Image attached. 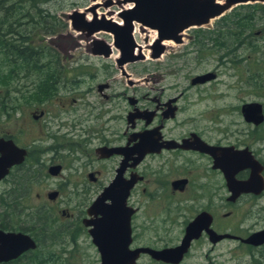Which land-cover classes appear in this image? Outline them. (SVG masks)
I'll list each match as a JSON object with an SVG mask.
<instances>
[{
  "label": "flooded vegetation",
  "instance_id": "af4514ba",
  "mask_svg": "<svg viewBox=\"0 0 264 264\" xmlns=\"http://www.w3.org/2000/svg\"><path fill=\"white\" fill-rule=\"evenodd\" d=\"M140 27L145 32L152 31ZM203 27L208 29L207 25ZM183 35L180 43H164L154 58L150 56L155 51L151 41L145 38L146 45L138 44L144 57L124 62L122 69L140 60L157 61L163 55L166 65L171 64L181 54L169 53V47L181 44ZM251 36L245 28L243 45H249L245 41ZM193 40L192 34L186 45L194 48V54L205 55L204 51L213 49L219 61L228 59V50L217 51L211 41L202 47L194 46ZM47 48L46 52L40 49L48 53V59H39V66L49 64L55 72L46 74L37 69L34 75L23 74V81L28 75L35 77L28 79L27 84L22 82L17 89L0 91V158L9 152L8 160L13 161L0 176V233L11 236L3 247L15 249L17 239L12 238L18 236H27L34 243V247L0 264H40V257L65 256L67 245L75 243L79 235L90 242L91 225L86 223L94 215L87 210L121 166L119 179L130 183L125 200L132 209L130 249L173 247L185 238L189 224L203 213L180 262L189 256L208 258L222 242L228 243V253L241 249L251 256H264V242H242L264 229V73L251 76L261 99L243 102L260 105V120L253 122L250 111L242 115L241 103L240 130L231 131L228 117L219 127L215 108H209L206 115L199 112L186 116V110L209 95L202 96L198 91L187 96V88L175 91L176 83L159 85L163 76H178L172 65L165 68L167 72L154 73L151 71L158 64H152L150 72L135 79L123 72L120 75L129 90L117 89L110 80L103 79L95 85V103L77 102L88 91L73 89L78 80L63 73L55 48ZM137 51L134 47V54ZM95 56L112 58L114 67L121 71L118 48L112 43L107 55ZM206 72H211L213 78L191 82ZM216 76L214 70L194 73L189 77V86L205 87ZM14 78L12 74L11 79ZM141 80L145 89L139 87ZM228 147L239 152L230 157L240 165L234 168L232 179L247 180L254 169L262 180L260 189L228 187ZM242 157L244 163H240ZM218 209L225 211L218 215ZM213 233L227 236L213 242ZM142 256L149 257L141 253L136 263Z\"/></svg>",
  "mask_w": 264,
  "mask_h": 264
},
{
  "label": "rangeland",
  "instance_id": "374dc122",
  "mask_svg": "<svg viewBox=\"0 0 264 264\" xmlns=\"http://www.w3.org/2000/svg\"><path fill=\"white\" fill-rule=\"evenodd\" d=\"M100 3L97 4V6L99 5L97 11L106 14H102V16L120 21L116 16V12L119 8L117 5L112 3L113 5L104 8ZM91 4L92 0H50L37 4L44 9V11L48 9L47 13L52 15L48 16L45 12L36 13L34 10L28 8V3H22V12H20V14L17 16H6L7 22L12 23L11 27L18 31L20 38H26V43L33 50L37 49L40 51V49H42L43 52H46L48 51L47 47L55 48V54L57 53L56 55L60 59L63 73L72 75L73 79L76 78L78 80L75 82L73 89L88 91L82 99L77 101L81 103L86 100L95 103V101L98 100L95 92V85L98 81H102L103 79L110 80L109 83L115 85L117 89H130L124 86L123 77L120 75L122 72L114 67L112 58L103 60L101 57L90 54L89 41L91 38H99L107 43H111V34L105 31H98L94 33L90 39L86 40L82 34L72 30L69 26L66 13L73 8L80 10ZM100 16L101 15L95 14L96 19H100ZM84 17L85 19H91V12H86ZM30 18L35 22L37 20L40 21L42 27L50 28V32H45L41 26L35 22L33 23V20ZM213 21L214 20H211L210 24L207 25L208 28L213 26ZM16 23H19V26H16ZM134 27L136 30L132 32V35L137 45H146L145 38L151 41L155 35V33L149 30L145 32V30L137 24H134ZM191 30L192 28L183 31V42L181 44H171L172 46L169 47L172 49L169 50V53L171 51H176L181 54V56L173 59L171 64L166 65L167 60L163 55L162 58L157 61L146 62L145 60H140L127 64L124 66L123 71L131 74L135 79L150 72L149 69L152 64H158L154 68V71H151L154 73L167 72L165 68L172 65V67L175 68L174 71L178 73V76L176 78L163 76L159 85L166 86L176 83L175 91L187 88L184 95L194 96V92L198 91H200L202 96L209 95V98L202 99L198 104H193L190 110H186V116L199 112L202 115H206L210 112L209 108H215L218 114L217 121L220 124L219 127H223L228 117V130H240L242 119L238 106L250 99H261L258 95V89H255L253 86L254 82H251V76L253 73H260V71L264 73V64L260 59L259 53V50H264V30L261 26H255L248 32L249 35L253 36L252 40L258 47L256 50H254V46L249 48L247 45L242 44L236 52H230L229 50H232L230 46L228 49V59H220V61L218 60V53L213 49L204 51L206 52L205 55H199L198 53L194 54V48L188 46V44L186 45L192 38L193 33ZM6 36L10 37L9 34ZM185 51H187V53H185ZM1 58L2 57H0V59ZM47 59L48 53L43 56L42 61H46ZM205 70H214L217 74L216 80L205 87H190L189 77L194 73ZM2 71L7 76L8 68L3 66ZM24 72H22V69L16 71L15 68L13 73L15 78L10 79L7 85L0 83V91L2 92L3 89H17L18 85L22 82L27 84L28 79L35 78L28 75L25 81H23V74L29 73L30 75H34L32 71ZM140 83L139 87L145 89L142 80ZM122 112L123 111H121V113ZM224 211V209H218L217 213L220 215V213ZM66 248L65 256L60 257V260L65 264H98L96 249L83 235H79L76 242L72 245L68 244ZM232 249L234 250V247ZM240 250L241 249H237L234 252L228 253V243L222 242L215 246L212 251V256L210 255L208 258L189 256L179 264H264V256H251ZM136 264L159 263L153 262L149 257L142 256Z\"/></svg>",
  "mask_w": 264,
  "mask_h": 264
},
{
  "label": "water",
  "instance_id": "95a60500",
  "mask_svg": "<svg viewBox=\"0 0 264 264\" xmlns=\"http://www.w3.org/2000/svg\"><path fill=\"white\" fill-rule=\"evenodd\" d=\"M100 2V5L104 8L113 5L112 3L119 7L116 16L120 19L121 24L116 20L106 18L102 15L100 19H96L94 8L97 7V5L95 6L94 4L83 7L80 10H77V8L69 10L66 13V18L69 20L70 28L82 34L86 40L90 39V37L98 31L109 32L112 37V45L118 48L120 57L117 59V62L118 65L121 66V72L123 73L122 64L124 62L142 59L144 57L139 51V45L135 43L132 35L134 24L147 27L155 32L151 40L152 48H154L155 51L150 54V56L154 58L159 56L166 41L180 43L184 30L206 26L210 24L211 20L218 19L236 5L264 3V0H100ZM88 11L91 12V19H85L84 17L85 13ZM89 43L90 54H108L110 45L104 40L93 37L90 39ZM134 47L138 48L135 54L133 52ZM211 78H213V74L211 72H206L196 75L192 78L191 82H203ZM259 108L260 105L256 102L243 103L240 105V113L245 115L246 112L249 113L250 111L251 120L257 122L261 117ZM217 148L222 149V151L224 149ZM238 154L239 152L231 150V148L228 147V187L230 186V189L235 187V190L238 189L243 191H248L253 187L260 189L262 180L261 177L256 175L254 169H251V173L247 180L236 181L232 179V173L235 171L234 168L240 165H238L239 163L237 164L234 159H230V157L231 155L234 156ZM8 157L9 152L5 153L3 158H0V176L4 174L6 166L13 162L8 160ZM17 160L18 159L15 161ZM241 161L240 163H244L243 157ZM248 162L251 163L253 161L248 160ZM231 164L234 166L232 169L229 167ZM220 168L225 175L223 167L220 166ZM121 170L122 166L117 170V174L105 188L104 192L98 195L91 207L87 210L88 214L94 215L92 219L87 221L86 225H91V228L88 229V233L90 235V242L98 254V264H136V260L141 253L147 254L154 260L177 264L187 250L190 236L195 234L193 231L194 227L197 223L202 221L203 213L189 224L190 226L187 227L188 230L185 238L173 247L161 248L158 250L148 247L130 249L128 247L130 243L129 222L132 209L125 203L130 183L119 179ZM236 193L237 192H235V194ZM105 199H108L109 202L104 203ZM96 214L100 216H96ZM225 236L227 235L213 233L211 240L214 242ZM8 237L11 236L0 233V244H2L0 246V261L14 257L20 251L28 247H34V243L27 236H24V238L23 236L12 238L18 240H16L17 247L15 249L3 247V242L9 239ZM242 242L250 245L261 244L264 242V229L250 234L245 239H242Z\"/></svg>",
  "mask_w": 264,
  "mask_h": 264
},
{
  "label": "trees",
  "instance_id": "16d2710c",
  "mask_svg": "<svg viewBox=\"0 0 264 264\" xmlns=\"http://www.w3.org/2000/svg\"><path fill=\"white\" fill-rule=\"evenodd\" d=\"M48 1L50 0H0V57H2L0 59V83H7L12 78V70H15V68H23L25 72H37V69H42L43 71L41 70V72L46 74H49L48 72H55L49 64L47 66H39L38 60L42 59L45 53L41 50H33L26 43V38L19 37L20 34L15 28L11 27L12 23H8L6 17L7 15L17 16L20 14L22 12V3H28V8L34 10L36 13L45 12L46 14L48 9L44 11L37 4ZM46 15L52 16L48 13ZM35 23L42 27L40 21L37 20ZM16 26H19V23H16ZM255 26H261L264 30V3L239 4L218 19H215L211 28L193 29V45L202 47L211 41L212 46L217 51L220 49L228 50L231 46L232 50L229 51L236 52L243 44L244 29L246 28L250 32ZM42 28L45 32H50V28ZM8 34L10 37L6 36ZM246 41L249 44V48H252V46L255 47L254 50L258 48L254 44L252 36ZM259 53L261 61H264V50H259ZM3 66L8 68L7 76L2 71ZM260 72L262 73V71ZM60 259V257H40L39 262L40 264H65Z\"/></svg>",
  "mask_w": 264,
  "mask_h": 264
},
{
  "label": "bare ground",
  "instance_id": "6f19581e",
  "mask_svg": "<svg viewBox=\"0 0 264 264\" xmlns=\"http://www.w3.org/2000/svg\"><path fill=\"white\" fill-rule=\"evenodd\" d=\"M99 3H100L99 0H94V1H92V4H91V5L94 4V5L96 6V5L99 4ZM98 6H99V5H98ZM98 6L95 7V10H94L95 14H97V15H102V14H104L103 12L101 13V12H98V11H97V8H99ZM104 15H106V14H104ZM135 30H136V28L134 27L133 32H134ZM152 32L155 33L153 30H152ZM153 37H154V36H153ZM165 44H170V41H166Z\"/></svg>",
  "mask_w": 264,
  "mask_h": 264
}]
</instances>
